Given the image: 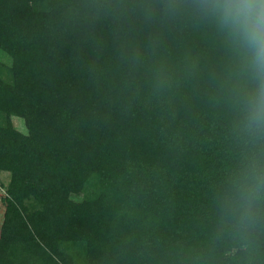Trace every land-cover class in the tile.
Segmentation results:
<instances>
[{"label":"trees","instance_id":"16d2710c","mask_svg":"<svg viewBox=\"0 0 264 264\" xmlns=\"http://www.w3.org/2000/svg\"><path fill=\"white\" fill-rule=\"evenodd\" d=\"M141 2L0 0V264H146L201 238L229 153L222 53Z\"/></svg>","mask_w":264,"mask_h":264},{"label":"clouds","instance_id":"9594fccd","mask_svg":"<svg viewBox=\"0 0 264 264\" xmlns=\"http://www.w3.org/2000/svg\"><path fill=\"white\" fill-rule=\"evenodd\" d=\"M130 8L146 21L192 29L222 53L209 98L225 110L229 145L201 238L142 254L146 264H264V0H150Z\"/></svg>","mask_w":264,"mask_h":264},{"label":"rangeland","instance_id":"374dc122","mask_svg":"<svg viewBox=\"0 0 264 264\" xmlns=\"http://www.w3.org/2000/svg\"><path fill=\"white\" fill-rule=\"evenodd\" d=\"M1 62L3 64H9L10 61L6 56H1ZM12 124L15 129L22 133H26L27 129L25 127L24 121L21 118L18 117H12ZM10 182V174L7 172L0 171V228L3 222L4 213H5V204L3 202L4 197L6 196V187L8 186ZM76 200H79L78 197H73Z\"/></svg>","mask_w":264,"mask_h":264}]
</instances>
